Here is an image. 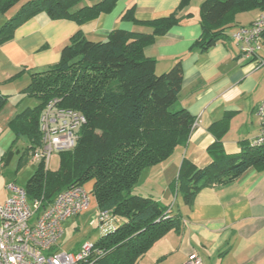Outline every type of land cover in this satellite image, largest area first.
I'll return each mask as SVG.
<instances>
[{"label":"trees","instance_id":"1","mask_svg":"<svg viewBox=\"0 0 264 264\" xmlns=\"http://www.w3.org/2000/svg\"><path fill=\"white\" fill-rule=\"evenodd\" d=\"M117 1L0 0V14L22 2L0 26V43L38 13L81 25L109 12ZM190 1L179 0L177 9ZM252 9L263 10L264 0H203L199 6L201 33L192 47L206 51L224 40L235 14ZM121 18L151 32L117 28L105 40L92 41L76 30L62 46L58 62L30 75L23 92L37 104L9 122L15 139L27 140L24 151L31 153L41 145L39 118L48 101L58 99L60 107L84 115L86 121L77 131L74 147L59 152L58 168L50 170L38 162L24 189L29 200L48 204L58 192L88 184L97 210H108L122 219L94 243L100 253L94 255L93 264H136L154 242L169 231H180L178 211L136 190L146 169L165 162L185 145L195 121L184 108L174 107L182 85L180 61L157 74L155 60L144 54L156 35L179 25L176 12L138 20L129 7ZM6 101L7 96L0 94V109ZM227 118L214 124L215 141L207 149L211 162L197 167L183 158L169 184L171 192H182L186 205L204 187L232 182L249 168L264 169V146L254 148L248 143L237 155L224 152L220 138ZM11 154L12 146L3 158ZM25 155L19 157L18 166Z\"/></svg>","mask_w":264,"mask_h":264},{"label":"crops","instance_id":"2","mask_svg":"<svg viewBox=\"0 0 264 264\" xmlns=\"http://www.w3.org/2000/svg\"><path fill=\"white\" fill-rule=\"evenodd\" d=\"M202 1L191 0L178 10L179 0H118L112 10L81 25L38 13L14 28L10 38L0 43V94L7 96L0 109V153L4 155L12 146L19 157L25 154L28 142L15 139L9 122L37 104L23 92L30 75L58 62L62 46L76 30L92 41L105 40L117 28L151 32L121 18L129 7H133L138 20L176 12L179 25L156 35L144 54L155 60L157 73L180 61L182 85L174 107L184 108L195 120L185 145L165 162L144 171L137 188L143 191L137 193L166 204L173 195L169 184L176 178L183 158L197 167L211 162L207 149L215 141L214 124L224 116L228 118L220 138L222 148L229 155L240 153L260 132L255 107L264 99V63L255 67L253 61L243 58L230 35L239 26L251 23L262 10L236 13L228 37L200 51L192 45L201 33ZM21 3L13 6L15 12ZM13 7L0 14V26L15 13H10ZM258 56L264 58V39ZM7 182L0 189V203L8 196ZM178 212L182 216L180 231H169L154 242L136 264H182L191 252L202 264H264V169L249 168L232 182L204 187Z\"/></svg>","mask_w":264,"mask_h":264},{"label":"built area","instance_id":"3","mask_svg":"<svg viewBox=\"0 0 264 264\" xmlns=\"http://www.w3.org/2000/svg\"><path fill=\"white\" fill-rule=\"evenodd\" d=\"M240 55L254 62L264 63L258 56L264 39V9L251 23L239 26L231 33ZM58 99L48 101L39 118L41 145L30 153L31 160L46 164L53 152L70 150L77 140V131L85 123L79 111L60 107ZM260 132L249 141L250 147L264 146V99L255 107ZM7 198L0 203V264H93L99 254L93 243L82 242L75 251L61 250L56 242L63 234L62 224L83 214L92 192L82 186L58 192L51 202L29 200L24 187L9 181L5 185ZM108 210L97 211L94 220L103 234L117 225ZM182 264H202L191 252Z\"/></svg>","mask_w":264,"mask_h":264},{"label":"rangeland","instance_id":"4","mask_svg":"<svg viewBox=\"0 0 264 264\" xmlns=\"http://www.w3.org/2000/svg\"><path fill=\"white\" fill-rule=\"evenodd\" d=\"M15 10L16 6L10 10V13L13 14ZM232 27H234V25L230 26L228 28V31H230ZM157 74H160V72H158ZM27 153H25L26 155L22 159L21 165L19 166L17 165V160L19 157L17 153L12 152V154L7 158H2L3 152L0 153V189H2L6 181H12L17 185L24 187L26 181L32 175L37 164L36 161L31 160L30 154L28 155ZM59 159V153L53 152L47 162V167L50 170H56L59 165ZM44 167L46 168L45 163ZM88 186L89 185L87 184L84 187L88 188ZM136 191L142 192L143 190L137 189ZM146 196L149 195L147 194ZM165 205H170L172 211H178L179 207L183 205L182 192H173V195L170 196ZM97 211L98 210L95 205V199L91 196L89 206L83 214L77 217L69 218L68 220L63 222V234L57 240L56 245L61 250L71 252L75 251L77 247L84 241H89L90 243L94 244L96 240H98L100 236L103 235V233L99 229L98 222L94 220ZM112 219L115 225H119L122 222V219L117 216H114Z\"/></svg>","mask_w":264,"mask_h":264}]
</instances>
